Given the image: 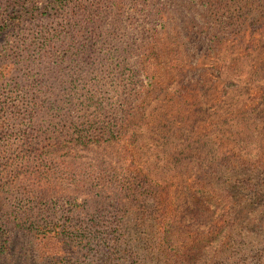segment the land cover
<instances>
[{
    "label": "trees",
    "instance_id": "trees-1",
    "mask_svg": "<svg viewBox=\"0 0 264 264\" xmlns=\"http://www.w3.org/2000/svg\"><path fill=\"white\" fill-rule=\"evenodd\" d=\"M263 30L264 0H0V192L26 203L0 206V264H264V160L147 111L173 51ZM104 143L131 161L61 159Z\"/></svg>",
    "mask_w": 264,
    "mask_h": 264
},
{
    "label": "rangeland",
    "instance_id": "rangeland-1",
    "mask_svg": "<svg viewBox=\"0 0 264 264\" xmlns=\"http://www.w3.org/2000/svg\"><path fill=\"white\" fill-rule=\"evenodd\" d=\"M160 30L166 38L167 27ZM173 54L174 51L168 58L170 61L162 63L163 66L157 64L154 67L160 70L157 81L159 89H163L153 97L147 109L152 121L165 114L172 121L187 122L191 131L201 133L202 144L207 147L219 145L221 151L235 148L244 156L264 160V30L248 33L246 43L222 48L217 54L205 52L200 57L177 54L174 58ZM192 141L183 136L177 143L183 147ZM70 151L74 155L61 158L68 163L69 171L76 166L86 170L87 166L103 161L124 168L131 161L124 153L122 143H104ZM189 178L192 180L193 177ZM56 179L63 187L70 188L66 180ZM64 188L58 187L57 191ZM71 190L73 188L64 191L66 197L59 201L77 197L89 200L94 196L93 189L84 188L81 193ZM16 196L11 191L0 192V206L6 211L14 209L22 213L26 203L21 201V195ZM68 208L66 205L60 217H75ZM15 239L23 244L28 238L20 233Z\"/></svg>",
    "mask_w": 264,
    "mask_h": 264
}]
</instances>
